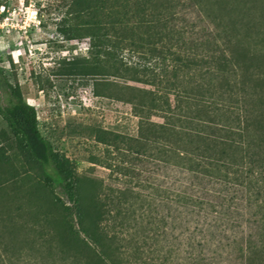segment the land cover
<instances>
[{"label": "trees", "instance_id": "obj_1", "mask_svg": "<svg viewBox=\"0 0 264 264\" xmlns=\"http://www.w3.org/2000/svg\"><path fill=\"white\" fill-rule=\"evenodd\" d=\"M62 1L60 33L88 41L80 75L124 81L93 93L137 121L94 164L244 222L245 264H264V0ZM4 85L11 103L0 98V116L16 144L0 148V264H124L104 230L103 182L79 176L21 90Z\"/></svg>", "mask_w": 264, "mask_h": 264}, {"label": "rangeland", "instance_id": "obj_2", "mask_svg": "<svg viewBox=\"0 0 264 264\" xmlns=\"http://www.w3.org/2000/svg\"><path fill=\"white\" fill-rule=\"evenodd\" d=\"M65 11L62 0H0L2 105L11 103L4 82L18 87L53 149L69 158L79 176L103 182L104 230L124 264H245L244 222L157 197L94 164L107 158L113 134L135 133L137 121L129 105L93 93L96 82L124 81L80 75L88 41L60 33ZM10 144L16 142L0 116V148ZM31 174L39 177L40 171ZM55 194L65 201L57 182Z\"/></svg>", "mask_w": 264, "mask_h": 264}, {"label": "built area", "instance_id": "obj_3", "mask_svg": "<svg viewBox=\"0 0 264 264\" xmlns=\"http://www.w3.org/2000/svg\"><path fill=\"white\" fill-rule=\"evenodd\" d=\"M4 10H2V12H3Z\"/></svg>", "mask_w": 264, "mask_h": 264}]
</instances>
